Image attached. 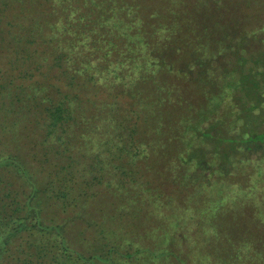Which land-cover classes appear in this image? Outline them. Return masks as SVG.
<instances>
[{
	"label": "trees",
	"instance_id": "16d2710c",
	"mask_svg": "<svg viewBox=\"0 0 264 264\" xmlns=\"http://www.w3.org/2000/svg\"><path fill=\"white\" fill-rule=\"evenodd\" d=\"M219 1L0 0V264H264V219L256 236L233 224V208L214 210L204 230L187 223L191 244L166 247L181 226L169 225L171 200L157 185L153 229L141 237L114 221L123 189L138 188L132 163L149 143H172L166 157L181 174L186 153L195 156L188 144L210 139L223 103L216 129L239 134L213 153L251 159L264 148V129L229 112L235 72L222 67L218 87L215 70L221 56L244 60L264 43V18L239 21L248 34L231 21L221 30L207 9ZM108 196L119 200L109 213Z\"/></svg>",
	"mask_w": 264,
	"mask_h": 264
},
{
	"label": "rangeland",
	"instance_id": "374dc122",
	"mask_svg": "<svg viewBox=\"0 0 264 264\" xmlns=\"http://www.w3.org/2000/svg\"><path fill=\"white\" fill-rule=\"evenodd\" d=\"M207 9L211 13L210 17H220L222 19L220 21L221 30L225 29L226 22L231 21L232 28L241 34H248L251 29L247 26L238 27L237 23L239 21L242 22L243 19L248 20L250 18H264V0H220L218 7L209 9L207 6ZM207 9L200 14L208 16ZM260 29L264 32V23ZM255 30L257 29L255 28L252 31ZM212 32H216V30H212ZM245 52L248 57L244 60L236 52L234 55L221 56L220 62L215 66L218 75L216 84L219 87L218 84L224 80V76L220 71L221 68L231 67L230 69L235 74L231 75L230 82L237 85L235 89L237 93L234 96V106L231 102L229 104V108H231L229 112L246 115V120L250 121L251 129H264V43L251 46ZM256 58L260 59V63L255 61ZM203 74L204 81L210 79L209 73L203 72ZM181 76L185 77L183 80L180 79L186 83V76ZM177 80H179V77H177ZM259 90L262 91V95L257 98L256 94L259 93ZM217 93L220 94V91ZM200 95L193 97V100L199 102L200 99H203L205 101L204 94L201 93ZM249 100L254 101L248 102ZM226 108L227 106L225 107V103H223L220 111L215 112V120L211 123L209 140L207 139L204 142L193 140L188 144L189 151L193 150L192 153L195 156H187L188 152L186 155L184 154L185 156L182 159L184 170L181 174L177 173L174 162H169L168 156L166 157L167 152L175 149L172 143L166 140L149 143L146 157H140L138 161L132 163L133 169L137 170L136 175L138 176L139 185L136 189H123L121 193L122 215L118 217V220L117 218L114 220L115 223H126L129 228L132 227L130 233L135 235L138 232V236L141 237L143 229L148 226L153 229L152 198L153 192L160 187L169 195L171 200L167 208L168 212H172L169 225L181 226L180 233L174 232L172 237L169 234L168 236L162 234V237L164 236L163 240L169 242L166 246V241H161L162 246L172 247L174 245V247L179 248V243L181 246H185L187 242L191 244L190 239L187 238H191V235L182 230L187 223L204 230L205 226L207 227L206 221L213 217L214 210L215 212L225 213L230 208L238 212L235 214L234 225H244L246 232L249 230V225L254 226V234L256 236L260 234L262 223L258 220V217L264 219V211L262 213L257 211L261 207L264 208V148H261L251 159H246L240 154L237 158V153L222 155L223 158L221 155L213 153L217 145L224 144L231 147L238 139L239 133L237 131L234 138L229 140L216 129L217 119L219 120L222 117L221 113ZM6 118L4 122V116H0V125L8 121ZM225 118L228 119L227 116ZM233 120L234 117H231L227 123L233 125ZM175 145H178V148L181 147L179 143ZM211 151L212 153H210ZM137 192H140L141 199L139 201L134 198ZM134 193V196H130ZM151 196L152 198H150ZM131 199H135V201L130 202ZM110 202L118 205L119 200L108 196L105 202L107 213L110 212L108 210L111 208V205L108 204ZM259 203L260 206L257 205ZM211 211L213 212L211 213ZM244 215L248 216L249 220L244 221L242 219ZM246 232L244 231L245 235ZM180 236L182 238L186 237V239H182ZM148 239H151L153 245V230L150 232ZM136 240L140 241V238Z\"/></svg>",
	"mask_w": 264,
	"mask_h": 264
}]
</instances>
